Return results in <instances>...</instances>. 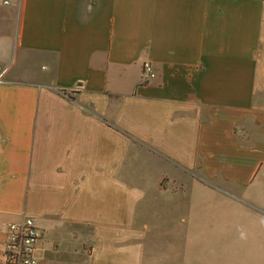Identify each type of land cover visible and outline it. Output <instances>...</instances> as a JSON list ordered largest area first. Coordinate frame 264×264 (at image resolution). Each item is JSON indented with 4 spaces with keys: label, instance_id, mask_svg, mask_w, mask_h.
<instances>
[{
    "label": "crops",
    "instance_id": "1",
    "mask_svg": "<svg viewBox=\"0 0 264 264\" xmlns=\"http://www.w3.org/2000/svg\"><path fill=\"white\" fill-rule=\"evenodd\" d=\"M144 60L155 75L140 82ZM0 61V264L5 223L23 215L40 231L46 220L117 221L120 156L142 154L118 123L149 156L264 211V0H0ZM102 238L89 264H116ZM37 253L36 264L57 257Z\"/></svg>",
    "mask_w": 264,
    "mask_h": 264
},
{
    "label": "rangeland",
    "instance_id": "2",
    "mask_svg": "<svg viewBox=\"0 0 264 264\" xmlns=\"http://www.w3.org/2000/svg\"><path fill=\"white\" fill-rule=\"evenodd\" d=\"M14 52L13 47L8 54L11 70L17 61ZM115 127L134 146L141 147L142 153L120 156L119 171L115 174L119 179L117 221L104 219L96 222L100 224L97 225L70 220L54 226L38 217L44 230H41L40 246H35L36 260L39 248H53L57 257L50 261L52 264H89L103 236V248L115 249V252L107 251V255L114 257L116 264H135L140 256L144 263L155 264H264V211L255 207L254 200L245 204L222 190H206L201 173L174 164L154 150L149 156L147 147L132 139L135 137L131 131L122 129L119 123ZM143 160L144 164L159 165V172L153 168L152 174L145 175L132 166ZM83 181L82 177H73L72 197L80 192ZM86 191L92 199L87 203L102 208L103 204H98L99 192L90 188ZM105 194L110 200V191ZM94 209L88 215H94ZM130 248H142L143 252L141 249L133 254Z\"/></svg>",
    "mask_w": 264,
    "mask_h": 264
},
{
    "label": "built area",
    "instance_id": "3",
    "mask_svg": "<svg viewBox=\"0 0 264 264\" xmlns=\"http://www.w3.org/2000/svg\"><path fill=\"white\" fill-rule=\"evenodd\" d=\"M6 1V0H4ZM8 65L0 61V83L5 81ZM155 75L149 61L144 60L140 68V82H146ZM41 237L35 218L23 215L20 221L5 223V240L2 250L3 264H36L33 253L35 242Z\"/></svg>",
    "mask_w": 264,
    "mask_h": 264
}]
</instances>
